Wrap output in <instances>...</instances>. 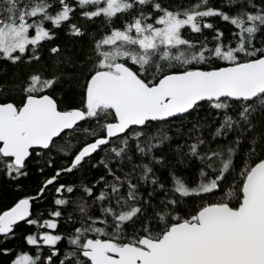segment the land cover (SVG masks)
Wrapping results in <instances>:
<instances>
[{
    "label": "snow or ice",
    "instance_id": "1",
    "mask_svg": "<svg viewBox=\"0 0 264 264\" xmlns=\"http://www.w3.org/2000/svg\"><path fill=\"white\" fill-rule=\"evenodd\" d=\"M0 257L264 264V0H0Z\"/></svg>",
    "mask_w": 264,
    "mask_h": 264
},
{
    "label": "trees",
    "instance_id": "2",
    "mask_svg": "<svg viewBox=\"0 0 264 264\" xmlns=\"http://www.w3.org/2000/svg\"><path fill=\"white\" fill-rule=\"evenodd\" d=\"M26 250V249H25ZM0 260H3V257H0Z\"/></svg>",
    "mask_w": 264,
    "mask_h": 264
}]
</instances>
